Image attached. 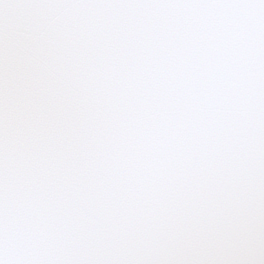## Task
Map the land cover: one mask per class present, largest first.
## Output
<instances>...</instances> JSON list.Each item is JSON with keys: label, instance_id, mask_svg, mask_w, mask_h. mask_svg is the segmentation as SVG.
Segmentation results:
<instances>
[{"label": "snow or ice", "instance_id": "obj_1", "mask_svg": "<svg viewBox=\"0 0 264 264\" xmlns=\"http://www.w3.org/2000/svg\"><path fill=\"white\" fill-rule=\"evenodd\" d=\"M0 264H264V0H0Z\"/></svg>", "mask_w": 264, "mask_h": 264}]
</instances>
